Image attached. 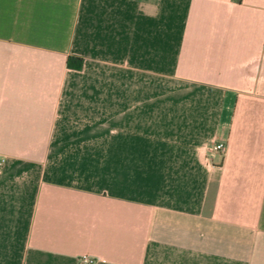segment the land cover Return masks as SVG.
<instances>
[{
	"label": "crops",
	"instance_id": "0c3cea01",
	"mask_svg": "<svg viewBox=\"0 0 264 264\" xmlns=\"http://www.w3.org/2000/svg\"><path fill=\"white\" fill-rule=\"evenodd\" d=\"M85 256L264 264V0H0V264Z\"/></svg>",
	"mask_w": 264,
	"mask_h": 264
},
{
	"label": "built area",
	"instance_id": "2783aa9c",
	"mask_svg": "<svg viewBox=\"0 0 264 264\" xmlns=\"http://www.w3.org/2000/svg\"><path fill=\"white\" fill-rule=\"evenodd\" d=\"M213 149L219 153H221L222 155L225 154L226 149H227V145L225 142H220L218 144H216ZM83 260L86 264H96V259L92 258V257H88L85 256L83 257Z\"/></svg>",
	"mask_w": 264,
	"mask_h": 264
},
{
	"label": "trees",
	"instance_id": "16d2710c",
	"mask_svg": "<svg viewBox=\"0 0 264 264\" xmlns=\"http://www.w3.org/2000/svg\"><path fill=\"white\" fill-rule=\"evenodd\" d=\"M68 65L73 68L80 69L83 66V59L76 57H69Z\"/></svg>",
	"mask_w": 264,
	"mask_h": 264
}]
</instances>
